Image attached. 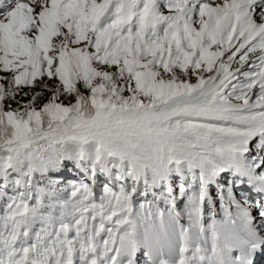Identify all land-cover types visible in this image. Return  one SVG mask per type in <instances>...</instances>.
Returning a JSON list of instances; mask_svg holds the SVG:
<instances>
[{
    "label": "snow or ice",
    "instance_id": "obj_1",
    "mask_svg": "<svg viewBox=\"0 0 264 264\" xmlns=\"http://www.w3.org/2000/svg\"><path fill=\"white\" fill-rule=\"evenodd\" d=\"M0 264H264V0H0Z\"/></svg>",
    "mask_w": 264,
    "mask_h": 264
},
{
    "label": "rangeland",
    "instance_id": "obj_2",
    "mask_svg": "<svg viewBox=\"0 0 264 264\" xmlns=\"http://www.w3.org/2000/svg\"><path fill=\"white\" fill-rule=\"evenodd\" d=\"M225 179H228V175L227 174H226L224 180ZM233 191H235V193H236V198H237V196L239 198H241V195L242 194H244V195H247L248 194V193H246L244 191H238L237 188L236 189H233ZM211 194H212L213 199L216 200V211L219 212L220 211V203H219V200L217 198V190L211 189Z\"/></svg>",
    "mask_w": 264,
    "mask_h": 264
},
{
    "label": "trees",
    "instance_id": "obj_3",
    "mask_svg": "<svg viewBox=\"0 0 264 264\" xmlns=\"http://www.w3.org/2000/svg\"><path fill=\"white\" fill-rule=\"evenodd\" d=\"M68 176H69V179H72L73 176H74V174L69 173ZM66 182H67V181H66ZM161 206H163V205H161Z\"/></svg>",
    "mask_w": 264,
    "mask_h": 264
}]
</instances>
